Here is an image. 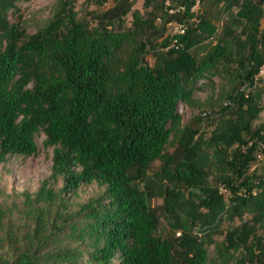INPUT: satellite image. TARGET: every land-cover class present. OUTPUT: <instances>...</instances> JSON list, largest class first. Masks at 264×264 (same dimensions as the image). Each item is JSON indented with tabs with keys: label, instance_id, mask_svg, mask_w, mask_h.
Returning a JSON list of instances; mask_svg holds the SVG:
<instances>
[{
	"label": "trees",
	"instance_id": "1",
	"mask_svg": "<svg viewBox=\"0 0 264 264\" xmlns=\"http://www.w3.org/2000/svg\"><path fill=\"white\" fill-rule=\"evenodd\" d=\"M107 1L117 2L95 4ZM196 1L207 9L194 16ZM18 2L0 0V171L13 156H34L41 133L51 149L48 181L60 188L45 181L34 195L0 202V264H207L220 222L245 214L213 244L216 264H264L256 236L264 177L248 173L264 139V125L252 127L259 93L227 94L231 108L206 137V105L193 99L221 62L236 63L235 78L254 88L264 67V0H143L145 16L130 4L103 26L77 19L75 0H57L30 36L8 21ZM226 13L215 45L196 58L191 51ZM169 23L182 33L163 37ZM178 103L194 112L184 125ZM88 187L95 194L73 203Z\"/></svg>",
	"mask_w": 264,
	"mask_h": 264
},
{
	"label": "rangeland",
	"instance_id": "2",
	"mask_svg": "<svg viewBox=\"0 0 264 264\" xmlns=\"http://www.w3.org/2000/svg\"><path fill=\"white\" fill-rule=\"evenodd\" d=\"M57 0H19L16 4V11L8 13L7 18L9 23L18 25L19 29L23 30L25 35H33L39 29L44 27L48 21L51 20L54 13L55 5ZM131 4L130 11L137 10L142 16H145L148 9L143 8V0H117V2L107 1L101 5H96L95 0H75L73 10L76 13L77 19H88L92 25H101L107 23L108 19L112 17V14H116L126 9L128 5ZM221 6V5H220ZM202 9H207L206 6L202 8V4L196 1L192 12L194 16L201 14ZM263 18L261 20V28H264V6ZM182 9H179L181 11ZM235 9L232 8V13H235ZM169 13H174L169 11ZM130 13H128L124 18V25L129 26L130 23ZM227 13L221 14L217 24V31L214 37L205 41L198 47L194 48L191 52L196 57H201L209 47L215 45V42L220 36L222 31L221 26L226 22ZM217 23V22H216ZM215 23V24H216ZM157 27L159 26L156 21ZM180 27L176 23H169L164 26L163 37L167 35H174L178 33ZM234 35L240 38V28L234 30ZM147 63H151L149 56L145 57ZM217 74L213 76H206L203 80L199 81L196 85V90L193 94V99L200 103L205 104L206 107L202 110L200 116L203 119L201 135L204 137L208 136L211 132L213 126L215 125L218 118L222 115L221 109L223 107L231 108L229 102L225 99L227 94H230L235 88L238 91H258V108L260 112L257 118L252 123V127H260L264 125V75L256 78L254 82V88H245L244 85L240 84L235 78V73L232 69L237 66L236 63L230 64L221 62ZM225 66V68L223 67ZM230 69V70H229ZM225 70H229L226 71ZM176 112L180 117L181 125L188 123V121L194 116V112L191 108L185 106L182 103L177 104ZM264 132V131H263ZM43 135L38 133L34 138L36 154L32 157H19L13 156L7 160L3 168L0 171V202L4 199L9 198V202L20 201L19 195L22 193H28L34 195L36 191L41 187V185L47 181L48 187L57 191L60 188V182L48 181L50 174V158L51 149L44 148L42 145ZM170 147L169 149H171ZM157 163H154L151 168L155 169ZM249 174H254L256 179H261L264 177V159L256 160L254 164L249 169ZM225 201L228 198L225 191L220 190ZM95 194L94 187L81 188L77 197L72 201L73 203H85L88 199ZM159 203V202H158ZM249 215L245 214L242 219L232 218V220H222L218 226V231L211 234V240L213 244L220 243L225 234L240 226L243 222L248 221ZM162 228L168 233V226L162 223ZM193 233L198 236L199 233L196 229H193ZM177 235L175 234L174 237ZM256 236L264 239V227H258L256 230ZM209 245L206 247V263L216 264L214 246Z\"/></svg>",
	"mask_w": 264,
	"mask_h": 264
},
{
	"label": "built area",
	"instance_id": "3",
	"mask_svg": "<svg viewBox=\"0 0 264 264\" xmlns=\"http://www.w3.org/2000/svg\"><path fill=\"white\" fill-rule=\"evenodd\" d=\"M178 33H182L181 28L178 31ZM262 75H264V67H260L258 69V72H257L258 77H260ZM257 76H256V78H257ZM261 151H264V139L258 143V152L256 154V160H262L263 159V156L261 155V153H262Z\"/></svg>",
	"mask_w": 264,
	"mask_h": 264
}]
</instances>
